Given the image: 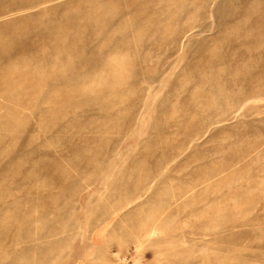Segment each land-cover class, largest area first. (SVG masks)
Here are the masks:
<instances>
[{
	"label": "rangeland",
	"instance_id": "1",
	"mask_svg": "<svg viewBox=\"0 0 264 264\" xmlns=\"http://www.w3.org/2000/svg\"><path fill=\"white\" fill-rule=\"evenodd\" d=\"M0 264H264V0H0Z\"/></svg>",
	"mask_w": 264,
	"mask_h": 264
}]
</instances>
